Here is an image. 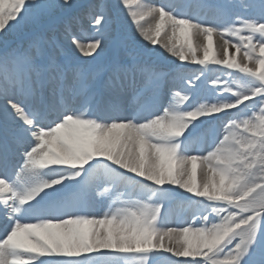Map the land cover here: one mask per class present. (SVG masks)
Instances as JSON below:
<instances>
[{
    "label": "snow or ice",
    "instance_id": "1",
    "mask_svg": "<svg viewBox=\"0 0 264 264\" xmlns=\"http://www.w3.org/2000/svg\"><path fill=\"white\" fill-rule=\"evenodd\" d=\"M22 29L0 264H264V0H0Z\"/></svg>",
    "mask_w": 264,
    "mask_h": 264
},
{
    "label": "rangeland",
    "instance_id": "2",
    "mask_svg": "<svg viewBox=\"0 0 264 264\" xmlns=\"http://www.w3.org/2000/svg\"><path fill=\"white\" fill-rule=\"evenodd\" d=\"M151 2V0H150ZM180 2V0H179ZM146 21V20H145ZM144 21V23H145ZM30 29H22L15 32L10 33L6 40L4 42H0V51L3 50L4 43H6L9 47H19V46H27V43L30 39ZM218 40V38H217ZM163 51V50H161ZM174 58L171 57L168 53L164 52L163 56L159 58V62L162 64V66L167 69L172 65ZM198 66L195 65H189V68H196ZM215 75V74H213ZM211 87V85H205L202 95L211 96V93L208 91V89ZM214 128L216 129L217 133L219 134L222 129L220 128V125H215ZM173 212L176 216V219L182 220L187 219L190 215V213L186 209L180 208L178 205L173 206Z\"/></svg>",
    "mask_w": 264,
    "mask_h": 264
},
{
    "label": "bare ground",
    "instance_id": "3",
    "mask_svg": "<svg viewBox=\"0 0 264 264\" xmlns=\"http://www.w3.org/2000/svg\"><path fill=\"white\" fill-rule=\"evenodd\" d=\"M151 2H153V4H159V3L162 2V0H152ZM173 2L178 3L179 0H173ZM153 23H154V21L152 20V18H147L146 21H145V24H153ZM174 219H175L176 221H179V219H176L175 214H174Z\"/></svg>",
    "mask_w": 264,
    "mask_h": 264
}]
</instances>
